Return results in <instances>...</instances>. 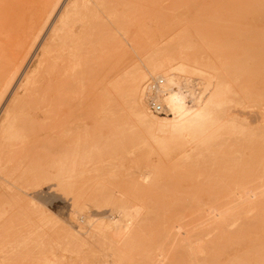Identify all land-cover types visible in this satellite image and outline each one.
I'll return each instance as SVG.
<instances>
[{"label":"rangeland","instance_id":"1","mask_svg":"<svg viewBox=\"0 0 264 264\" xmlns=\"http://www.w3.org/2000/svg\"><path fill=\"white\" fill-rule=\"evenodd\" d=\"M65 1L68 0H64V2L62 1L60 4L61 6L59 5L56 11L54 17L56 20H58L57 18L60 17L63 11V8L66 4ZM121 1H122V6L120 7V10L122 14L129 15L130 18L134 20L133 27L127 33V31L122 26H119L116 23L114 24L113 22H109V26H107L108 32L104 31L105 33L104 35L100 34L98 27L97 28L89 27L87 33L83 34L85 35V37H87V35L92 36L91 38L88 39H91L89 46L91 51L94 52L93 56H91L87 60L85 58V54L83 55L81 61V69L83 71V74L81 75L80 73V78H78L75 81V85L73 87H64L65 94H64V98L62 99V105L60 109L62 115L61 118H59L61 119L60 121L61 123L57 121V119H55V121L53 122L47 123L46 125L47 128H45V129L49 128L48 130H45L47 132V134L45 132L47 136L41 137L42 140L41 143L46 142V145L47 144L49 145L47 146L45 145V149H43L45 143L41 145L42 146L41 150H43L41 152L42 154L46 155V161H48V163L49 161H52L51 158H53L54 155L56 157H59L60 155L58 156L55 154L57 143L60 142V140L58 141L59 137H62L61 139L65 140L67 142V145L70 142V147H72L71 144L74 143L73 141H75L76 138L75 136L76 134L73 131L75 129L78 130L75 125L79 126L80 124L78 125V123H81L82 126V124H84L85 121L86 123L87 122L89 123V126H91L92 123L94 122V118H91V113L93 112V110L96 111L100 109L101 108L100 104L102 102L111 101V103H108L106 107L108 108L106 115L107 117H109L107 119L112 120V122H108L107 126H109L110 129L115 125V123L121 124L124 126L123 130L125 132V133L123 132L121 137L117 138L121 140V144L119 146L120 148L119 158L120 161L122 160L121 162L119 161L118 164L120 166L123 165L126 167V169L125 168L119 169V171L121 170L123 173L122 174L120 172L119 177L121 179L124 178L123 179L124 181L130 178L132 179L133 177L126 178V176L129 173H130L129 176H131V174L133 173L132 171H134L137 167H141L142 170L147 169L148 171H150L151 169V171L154 172L155 175L157 174V176L161 172L159 174V178L161 176L160 180L157 182V184L154 183L155 186L152 183L150 184L151 186L148 189L150 195L148 198H145V202H144L145 204L148 203L151 204V202L152 204L151 205L148 204L146 206L147 212H145L146 210L143 212V214L139 218L140 220L138 222L139 224L138 223L136 224V227H134V229L130 234H126V236L121 235L115 237H102L99 239V241H95V239H92L91 237H87L85 235L82 236L81 233L78 232L80 226H87L88 223H87V218L86 220L84 218L86 217L85 214L81 215V213L78 212L76 213L77 209H74L75 206L73 201L74 200L73 195L71 196V194L63 193V191L60 190L61 188L58 189L55 186H52L55 181H49L44 186L37 189H28L27 193L23 194L24 202L23 205L21 206L22 208L20 207V209L18 210L19 215L14 216L12 218L13 220L11 219L12 221L7 218L4 223L2 222L3 227L0 228L1 239L6 238L8 236L7 233L9 231L11 232L13 237L14 234L13 232L15 231V229L18 231L22 229L24 230L26 226L24 224H27L29 220L36 221L37 217L35 212H37L38 206H40L41 217L43 218H41V224L38 222L39 225L41 226L40 227L41 254L38 257V259H40V261L38 260L39 264H51V262L52 264H87L88 262H90L91 256L94 257V255L97 258L95 260L99 261V263L101 262L102 264H181V263L191 264L195 262L197 264L198 261L196 259L198 258L199 261L204 262V264H210V259L211 261L213 260L211 264H225L229 259L231 260L227 264L229 263L244 264L243 261L245 263L247 262V264H264V230L262 229L264 227L263 225L264 210L262 209L263 207L262 205H264V202H261L260 204L257 203L259 202V200L260 201L264 200V182H263L264 181L263 179L264 178V174H263L264 173V162H263L264 142L262 140L264 138L263 137L264 133H262L263 125L261 123L259 113H257L261 110V105H259L260 107L256 106L255 109H252L251 107L253 101L252 95H254L253 90L256 89L260 93V91L263 90L264 88V0H121ZM133 2L135 6L132 8L131 3ZM8 7H9V1H6V6L3 7L4 9L2 13L6 17H9ZM51 29L52 26L51 28L49 27V29L45 30L46 32L44 31L41 34L40 36L41 39L40 38L34 39L30 43L31 45H29L30 48L29 47L27 48V57L25 61L26 65L24 64L25 67H23V71L20 72L17 79H15L16 81H14L13 85L6 94L3 103L1 105L2 107H0V117L5 110L4 108H6L7 105L9 104L16 89L22 83L25 75L28 73V71L33 69V66L34 68L36 67L37 65L36 63H38L37 61H39V58L41 57L43 51V45L47 41ZM43 34L45 37L43 36ZM119 44L125 45L126 52L125 51L124 52L126 54L119 51L118 49ZM89 46L85 45L84 49L87 50L88 49L87 47ZM167 51H168L167 53L168 56L171 55L178 58L181 57L183 53H185L186 56L190 58L189 59L187 57L182 56V58L184 57V59L187 58L186 60H184L185 61L184 65L186 64V66L183 67H186L185 69L189 68L187 70L188 71L191 70V72L186 71L182 67V69L178 68L177 70H175V72L173 71L174 72L173 75L174 76L176 75L175 79L177 80L178 83L177 87L179 88L182 87V90L183 91L186 90L185 91L186 93L187 91H189L188 93L195 94L196 95L195 97L196 98L198 97L197 99H200L201 97L202 98L205 97L204 99H206L211 95L210 93L213 91L212 88L214 87V85L211 88L207 87L209 73H213L215 77H217L218 75L222 76L225 82L229 85L237 86L239 84V87H232L234 90H237L235 91L237 94L231 95V97L236 101L235 100H234L235 102L233 101L235 104L233 102L230 103L231 105L233 104L232 105L233 107H230L231 105H229L230 109L228 108V113H230L231 115L232 114L237 115L238 118H240L239 121L241 120V122L244 120H245L244 122L247 121L246 123L249 126L247 125L244 127L243 125L246 124L243 122L244 124L242 125V123L239 122L241 123L240 131L242 128L244 129V133L242 132V135H244L243 137L245 139L241 137L242 136L241 132L239 134L238 130L235 131L233 129L232 131H230L231 135L229 134L230 136L228 135V138L224 140L225 142L223 141L221 143V145H223L224 147L218 146L215 148V146H213L212 148L211 146L212 149L211 151L206 150L208 147L204 148L200 144L195 145L197 141L192 136L189 135L181 136L180 134L177 135L178 137L177 136L172 137V139L171 137H169V140L167 139L166 141L168 142L170 141L171 145L168 144V142L166 143L165 141V147L163 146L164 147L163 149L165 148L168 149V150L165 149V151L162 150V145H160V143L157 142L155 143L153 141L152 142L147 141L146 143L144 142L145 139L144 131L142 129L141 130L138 128L136 129L135 128L136 126H134L135 122L132 119L133 117L131 114V110L129 108L130 101L128 100V96H127L128 85L132 77L139 75L140 72L147 69V65L149 64L151 59L152 60L160 59V57L162 59V57L164 58L165 55H167L166 54ZM180 51L183 52L182 54L180 53L181 55L178 54ZM156 56L158 58H156ZM175 64L177 67L178 66L177 62H175ZM209 68H211L212 71H210ZM199 72L201 73V75ZM236 74H237V79H236ZM151 80L150 83L147 84L148 88L146 90L147 97L149 95L150 98L153 97L154 94H152L149 87L150 88L154 87L155 84L156 85L159 84L160 86L164 84L166 85V81L163 79L162 76L158 75L155 78H151ZM262 82H263V87H262ZM255 83H257L259 87L252 88L251 86ZM202 92L203 94H201ZM188 97L190 98V94L188 95ZM191 99L192 98L188 99V101L190 100L189 103L191 102L190 104H192ZM262 99L263 97L259 96V100H258L259 104H263L264 100ZM237 101H241V102H237ZM158 102L161 103L160 101ZM231 109L232 112H230ZM103 116H105V114H103ZM247 119L249 120L250 123H248ZM55 123L56 125H59L61 127L59 126L57 127L53 125ZM49 124L56 127V128L53 127L54 130L58 129V131L56 130L52 132L53 135L51 133L48 134V131L50 130ZM60 124H65V127L67 126V124L69 126L71 125L70 126V129L72 130L71 134L72 132L74 134H72V136L71 135L67 136V140L64 135L62 136L65 127L63 128L64 125H60ZM68 127L67 130H69ZM245 127L249 131L245 129ZM80 129H83L84 131L85 128H79V132L81 131V134H83V131ZM109 129H107V133H109L110 131ZM59 131H61L62 133ZM245 131L247 135H245L246 134ZM247 131L249 132V134ZM57 134L61 136L58 137ZM257 134L259 136L263 134L262 135L263 138L256 137ZM50 135H52L53 137ZM109 135L110 134H108V136ZM248 135L249 136L252 135V138L253 135H256L254 136L255 140L249 137L253 141L251 142V140L248 139L250 140V142H248L247 140ZM179 136H181L183 139H181ZM176 138L177 140H175ZM228 139H230V141H228ZM187 141H189V143ZM190 141L192 142V144ZM258 141L259 143H257ZM252 143H254V146ZM167 144L170 145V147L169 146L167 147L166 146ZM241 144H243V146ZM60 145L61 143H58L59 148L57 147L56 149L57 154H59L62 151L60 150L62 149ZM232 145H234V147ZM196 146L202 147L204 150H206V152H204L203 149L201 148L204 154L199 151L201 153L200 155H205V153L207 154V151H209L208 154L211 153L210 156L211 155L212 156L210 157L205 155L201 158L202 162H200L201 161L200 155L198 157L197 155L199 153L197 154V152H195L196 151L195 149L197 148ZM67 147H69V145L66 146L65 144L64 149H67ZM191 147L193 148V150H195L192 152H194L196 155L194 156L192 154L191 160H188L190 159L191 157L190 154L192 153L189 152L192 150ZM199 149L200 148H198L197 150ZM238 149L240 151H238ZM168 151L170 154H168ZM224 151H225V155H223ZM231 152L234 153L231 154ZM219 153L222 155H220ZM230 155L235 157L236 159L238 158L237 162L235 158H233L232 160L231 159L232 157H230ZM249 155L250 157L248 158ZM47 156L50 158H48ZM222 156L224 160L229 161L231 159L230 163L233 164L228 163V161H224L222 159ZM227 156H229L230 158L225 159L228 158ZM195 157H198L200 161ZM196 159L198 160V163L199 162L201 163L202 167L200 163L198 164L196 161H195L196 163L194 162V160ZM207 159L208 160L211 159L209 160L210 163L207 161ZM219 159H222V163L220 162L221 160ZM240 159H242V161ZM157 160H158V164L156 163ZM183 160H185L184 163L182 162ZM159 161H161L160 164ZM218 161L220 164H218ZM232 161H234L236 164ZM224 162L227 165L224 164ZM197 164L201 168H198L199 166ZM238 164H242V166L240 165L238 166ZM98 166L96 165L94 169L97 168ZM151 166L152 167L156 166L154 167L156 169V173H155V169L153 170ZM161 166L163 169L159 168ZM174 166L176 167V170ZM205 166H207V168ZM209 166L210 167L212 166L211 169L209 168ZM235 166L236 167L238 166V168H235ZM132 167L134 168V170H132L133 169ZM180 167L185 168L184 171ZM228 167L231 169H229ZM129 169L130 172H126V170L129 171ZM239 169H241L242 172ZM108 170L109 169L105 171L108 172ZM163 170L165 171L163 172ZM120 174H122L123 176H121ZM96 176H98V172L93 170L92 173L89 175V177L86 176L87 180L82 181L83 186L85 185V187H83L84 190L86 189L87 186L91 188L88 191L91 197H87V198L92 199L97 196V194H95L96 191H93V189H95L94 187L96 183L99 180L98 177ZM209 177L211 178L214 177V178L211 179ZM219 179H221V181H219ZM90 180L92 181V184H90L91 183ZM140 180L141 182H143L142 179ZM161 180L164 182H162L161 186H158ZM88 181L90 183L86 184ZM94 181L95 184H93ZM165 181L166 183L167 182L171 183L172 186L169 185V183H167L166 184L167 189H164ZM253 181H255L256 183ZM231 182L233 184H231ZM197 184L200 186V188L198 187ZM257 184L260 185L258 186ZM122 185H124V188H126V186L128 187L127 183L125 182L122 183ZM194 185L195 187L197 185L196 191L194 190L196 189ZM156 186L157 188H155ZM226 186L228 187L229 190L225 188ZM158 187L160 188V191ZM162 187H163V192L161 191ZM182 187H184V189ZM189 188H191L192 190H190ZM211 189L214 190L211 191ZM242 189H244L243 190L244 192H242ZM216 190L218 191L215 193ZM16 191L18 192L19 190ZM170 192L171 194L174 192L173 195L175 194V196L171 195ZM175 192H177V194ZM238 192H241L242 194ZM231 193L232 194L235 193V194L233 196H230L232 195ZM236 193L239 194L241 197L238 196ZM254 193H258V196L256 197L250 196ZM212 195L213 197L211 198ZM150 197L151 199L148 202V199ZM203 197L209 200H206ZM244 197L246 199H243ZM261 197L263 199H261ZM232 198L238 201L237 202L238 205L239 204L241 205L240 206L236 205L237 204L236 201L234 202ZM141 199L143 198L141 197ZM178 199L181 201H179ZM239 199H241L240 202ZM249 199H251V201H248ZM174 200L177 201L176 203H178L179 201L180 208H183V211H181L182 209L180 210L178 204L174 203ZM183 201L185 202L183 203ZM171 202L173 203V205L171 204ZM141 203L140 201H138L135 204L136 206H142ZM34 204H37V207ZM162 204H164L165 206L167 204L168 208H166ZM185 204L188 209L184 208L186 207ZM199 204H201L203 208ZM170 205L174 207L177 206V208L174 207L171 208ZM208 205L209 207L207 208ZM8 206L9 205H7L6 207ZM152 206L154 208L161 209V211L164 212L163 216L161 217L162 212H160L161 215H159L158 214L159 210L152 209L153 208ZM169 207L171 208V210L174 208L175 213L176 214L178 213L177 215L181 218H179L176 214L174 216L173 215L174 213H171L174 212L173 211L174 209L172 211H169L170 209ZM200 207L202 208V210ZM237 207H239L240 212L239 210H237L238 209ZM254 207L255 209H253ZM8 208H9L8 211L12 212L11 206H9ZM234 209L236 212L241 214L243 218L247 217V219L245 220L241 216L239 217V214L237 213L235 214L234 212H231ZM256 209L258 210L254 212V210ZM259 209L262 210L263 212L260 213L261 211L259 212ZM22 210H25L27 213L31 214L28 218L29 220L27 218H21V215L23 213L20 214V212ZM91 210L92 212L97 213L95 211V208ZM242 210H244L243 212L245 213L247 211H249L250 213L248 212L247 215L245 213L243 214ZM165 211L167 212L165 213ZM220 211L222 212V214L220 213ZM252 211L254 212V214H252ZM179 212L182 215L181 214L179 215ZM215 212H217V214ZM44 216L47 219H45ZM225 216H228L227 220H223L221 224V221ZM255 216L259 217L258 219H263V220H261V222H257L253 218ZM176 217L178 218L176 219ZM232 218H234V220ZM97 219L98 217H95L90 222L94 223L95 220ZM164 219H166V221ZM173 219L177 220L178 222L183 221V223H181L182 225L180 224L179 226L178 224L180 222L178 223ZM248 219L251 220L254 219L255 220L254 222L257 223L256 226L254 225L253 227V224H251L252 221ZM164 221L167 224H165ZM238 221L240 222L242 221L241 223L244 224V226L240 225L241 223L239 222L240 223L239 224ZM245 221L247 223L248 222L250 223L248 224L244 223ZM172 222H175V224L178 223L177 224L178 226L177 228L174 227L173 229H171L172 230L171 233L173 236L171 239L169 234L168 236H166L167 233L164 228L167 229L168 227L166 226L170 225V223L172 226V224H174ZM96 224L97 222H95L94 225ZM247 226L248 227L250 226L251 228L250 231L248 230ZM236 227H237V231L235 230ZM230 230L233 231L235 230L236 232L234 231L235 232L234 233L231 232ZM183 231H187V233H183ZM162 232H164L165 235L164 237L162 236L163 234L162 235L159 234L160 236L158 235V233H162ZM78 236L81 237L79 238V240L74 239L78 243L71 242L67 244L66 238L68 237L78 238ZM204 237L207 239L206 241L205 239H203ZM177 238L179 239V241L178 240L175 241V239ZM91 239L93 241H91ZM102 240L103 242H106L107 245L104 246ZM188 241L192 243L191 245H189L190 247L186 246L188 249L186 250L185 243ZM204 241H205V245H204ZM206 243L208 244V246L206 245ZM83 244L84 246H82ZM67 247L69 248L77 247L81 249L82 253L81 255L79 254L76 256V254L74 255L72 251ZM202 249L206 251L205 255H210V256H206L208 258H205L204 255H202L204 253ZM45 250L47 252L49 251L50 253H46ZM186 251L187 252L190 251V252L187 253ZM190 253L192 254L190 255ZM196 253L198 254L196 255ZM199 254H201L204 258L201 256L202 257L201 259L199 257L200 256ZM188 255H190L191 257L190 256L188 257ZM43 256H45L46 258H44ZM84 258L86 259V261L87 260L88 261L83 262L82 260ZM238 258L242 259V261L240 260L241 262H239ZM188 259H190V261L187 262ZM203 259H205V261ZM217 259L220 262L217 263L218 261ZM233 259L235 261L237 260L239 263L237 261L235 262ZM183 260H185L186 262ZM193 260H195V262Z\"/></svg>","mask_w":264,"mask_h":264},{"label":"bare ground","instance_id":"2","mask_svg":"<svg viewBox=\"0 0 264 264\" xmlns=\"http://www.w3.org/2000/svg\"><path fill=\"white\" fill-rule=\"evenodd\" d=\"M6 1H9V7H8L9 8V17H6L5 15L2 14L3 9H4L3 7L6 6ZM62 1L64 2V0H0V14H1L0 15V107H2L1 105L3 103V100L6 96V94L9 91V89L13 85L14 81H16L15 79H17L20 72L23 71V67H25L24 64H25L26 57H27V48L28 47L30 48V46H29V45H31L30 43L34 39L40 38L41 34L45 30L49 29V27L51 28V26H52L51 32L49 31L50 34L48 33L49 37H48L47 41L44 43V45L42 44L43 45V51H42L41 57L39 58V61H37L38 63H36L37 65L35 64L36 67L34 68V66H33V69L28 71V73L25 75L22 83L16 89V91H15L14 95L12 96L9 104L7 105L6 108H4L5 110L0 117V228L3 227V223L5 222V220L7 218L9 220H11L14 216L19 215L18 210L20 209V207L23 205V202H24L23 194L27 193L28 189H37V188L44 186L49 181H55L52 186H55L58 189L61 188L60 190L63 191V193H65V194H71V196L73 195V197H74L73 201H74V206H75L74 209H77L76 213L78 212V213H81V215H83V214L86 215V217H84V218H85V220L87 218L88 225L87 226H80V228L78 230V232L81 233L82 236L85 235L87 237H91L92 239H95V241H99V239L102 237H115V236H121V235L126 236V234H130L132 232V230L134 229V227H136V224L140 221L139 220L140 216L146 210V206L148 204H150V203H148V204L144 203L145 198H148L150 195V192L148 189L151 186L150 185L151 183L154 186H155V184H157V182L161 178V176L159 178V174L161 172L158 170L160 173L157 176V174L155 175L154 172H152L150 168H149L150 171H148L147 169L142 170L141 167H137L134 170V168L132 167L133 168L132 170H134V171H132L133 173L131 174V176H129L130 173L128 175L126 174L127 175L126 178L127 177L128 178L133 177L132 179L130 178V179L124 181L123 180L124 178L121 179L119 177V173L120 172L122 173V171L121 170L119 171V169H122V168L126 169L125 166H123V165L120 166L118 164V162L120 161V158H119L120 148H119V146L121 144V140L117 139V138L122 136V134L124 132V130H123L124 126L121 124H117V123H115V125L110 129H109V126H107L108 122H112V120L107 119L109 117H107V115H106V113L108 111L107 110L108 108H106V107H107L108 103H111V101L110 102H106V101L102 102L100 104L101 105L100 109H98L99 108L98 107L97 108L98 110H96V111L93 110V112L91 113V118H94V122L92 123L91 126H89V123L88 122L86 123L85 121H84V124H82L83 127L81 126V123H78V125L80 124L79 126L75 125L78 130L75 129L73 131L76 134L75 135L76 138H75V141H73L74 143L71 144L72 147H70V142H69V144H68L69 147H67V149H64L65 144H66V146H68L67 142L65 140L61 139L62 137H59L61 135L57 134V136L59 137L58 141L60 140V142H58V141L57 142L61 143L60 147L62 149H60V150H62V151L59 154H57V151H56V149L58 147V143H57V147L55 149V154L58 156L60 155V156L56 157L53 154L55 157L53 156V158H51L52 161H49V163H48V161H46V155L42 154V152H41V151H43V150H41V148H42L41 145H43L45 143L43 146V149H45V145H46V142L41 143V141H42L41 137L47 136L46 135L47 132L45 131V130L49 129V128L45 129V128H47V126H46L47 123L53 122V121H55V119H57V121H59V122L61 121V119H59V118H61V115H62L60 109H61V105H62V99L64 98V94H65L64 87H73L75 85V81L78 78H80V73H81V75L83 74V71L81 69V61H82L83 55L85 54V58L87 60L91 56H93L94 52L91 51L90 46H89L91 39H88V38H91L92 36L87 35V37H85V35H83V34L87 33V30L89 27H92V28L98 27L100 34L104 35L105 34L104 31L108 32L107 26H109V22H113L114 24L116 23L119 26H122L128 33L134 25V20L132 18H130L129 15L122 14V12L120 10V7L122 6L121 0H68V1H65L66 4L63 8V11H62L60 17L57 18L58 20H56L54 17H55L56 11H57V9H58V7ZM131 5L133 8L135 6L134 2L131 3ZM57 16H58V14H57ZM44 34H46V33H44ZM44 34H43V36H44ZM85 45L89 46V47H87L88 48L87 50L84 49ZM118 49L120 52H123V53L126 52L125 51V45H123V44H119ZM181 51L178 54H180V53L182 54L183 52H181ZM167 53H168V51L166 52V54ZM184 54L185 53H183L182 56L189 58L188 56H186V54L185 55ZM167 56H168V54L165 55L164 58L162 57V59H161V57L159 55L160 59H154V60L151 59V61L147 65V69L140 72L139 75L132 77L130 79V83L128 85L127 96H128V100L130 101V104H129L130 107L129 108L131 110V114L133 117L132 119L135 122L134 123V126H136L135 128L136 129L138 128L140 130L142 129L144 131V134H145L144 142L146 143L147 141H149V142L153 141L155 143L156 142L160 143V145H162V150L165 151L166 148L165 149H163V148L165 147V141L167 139L169 140V137H171V139H172V137H175V136L180 135V134H181V136L182 135H185V136L189 135V136H192L198 142V143L196 142L197 144L195 143V145L200 144L204 148L208 147L206 150L211 151L212 150L211 146H212V148H213V146H215V148L218 146L224 147L223 145H221V143L225 139L228 138L230 131H232L233 129L235 131L238 130L239 131L238 133L240 134V132H241V135H242V132L244 133V129L242 128L243 131H242V129L240 131L241 123H242V125L244 123L246 124V125H243V127H244V126L248 125L246 123L247 121L244 122L245 121L244 120L241 122V120L239 121L240 118H238L237 115H233V114L231 115L230 113H228V108L230 109V107H233L232 106L233 104L231 105L230 103H232L235 100L231 97V95L237 94L235 92L237 90H234L232 87H239V84L237 86L229 85L225 82V80L222 76L218 75L217 77H215V75H213V73H209L208 81H207V87L211 88L214 85V87L212 88L213 91L210 93L211 95L208 98L204 99L205 97L202 98L200 96L201 98L197 99L198 97L196 98L195 94L192 93L193 94L192 95L191 93H188L189 91H187V93H186L185 89H184L185 91H183L182 87L181 88L177 87L178 83H177V80L175 79L176 75L175 76L173 75L175 70H177L178 68L182 69L183 66H186V64L184 65V62H185L184 60H186L187 58L184 59V57L182 58V56L178 57V58L171 56V55L168 57ZM156 58H158V57L156 56ZM175 62H177V65H178L177 67H176ZM187 62H189V61H187ZM192 62H195V61H192ZM189 65H187V66H189ZM201 66H203V65H201ZM210 67H212V66H210ZM183 68L185 69L186 67H183ZM187 69H189V68H187ZM187 69H185V70L188 71ZM209 70L212 71L211 68H209ZM189 71L191 72V70H189ZM193 71H192V73H193ZM158 75L163 77V79L166 81V85L165 84L161 85V86H163V87H161L159 84L158 85L155 84L154 87H151V88L149 87L152 94H154L153 97H151V98L148 95V97L150 98L149 99L147 97V93H146V90L148 88L147 84L150 83L151 78H155ZM200 75H201V73H200ZM236 79H237V74H236ZM164 80H163V82H164ZM163 82H161V83H163ZM251 87L253 88V87H259V86L257 85V83H255ZM262 87H263V82H262ZM206 91H207V88H206ZM145 94H146V97H145ZM148 94H150V93H148ZM189 94H190V98H192L191 99L192 104H190L191 102L189 103L190 100L188 101V99H190L188 97ZM201 94H203V92ZM253 94L254 95H252L253 101H252L251 107H252V109H255L256 106L261 105V110L257 113H259L260 120H261V123L263 125V129H262L263 132L262 133H264V102H263V104L258 103L259 96L263 97L262 100H264V88H263V90L260 91V93L258 90L254 89ZM158 101H160L161 103H159ZM237 102H241V101H237ZM149 103H150V106H149ZM153 104L156 105L157 109H158V107H160V111L159 110L153 111L151 109ZM238 104H236V105H238ZM229 105H231V106L229 107ZM243 105H244V103H243ZM230 112H232V109ZM103 114H105L106 117L103 116ZM57 121H56V123H57ZM239 122H241V123H239ZM56 123L53 125L58 127L59 125H56ZM248 123H250L249 120H248ZM65 124H60V125H64L63 126V128H64ZM49 125H48V127H49ZM68 126L69 125L67 124V126L64 128V130H63L65 132V133L63 132L64 134L61 131H59L62 133V136L63 135L65 136L66 140H67V136H70V135L72 136V134H74L73 132L71 134V131H72L70 129L71 125L69 127ZM131 126H133V125H131ZM53 127L54 126L50 125L51 131L49 130L48 134L51 133L53 135L52 132H54L56 130L58 131V129L54 130V128H56V127H54V128ZM59 127H61V126H59ZM67 127L69 130H67ZM251 127H252V125H251ZM79 128H85L84 131H83V129H80L83 131V134H81V131L79 132ZM133 128H132V131H133ZM73 129H74V126H73ZM107 129L110 130L109 133H107ZM245 129H247V128L245 127ZM61 130H62V128H61ZM129 130H131V129H129ZM45 132H46V134H45ZM245 133H246V131H245ZM67 134H69V135H67ZM108 134H110V135L108 136ZM248 134H249V132H248ZM254 134H255V132H254ZM52 135H50V136H52ZM245 135H247V133ZM262 135L263 134H261V136H259L258 134H257V136L253 135V138H252V135L251 136L248 135L247 140L250 138L254 139V136L260 138V137H262ZM50 136H48V137H50ZM181 136H179V137L181 139H183ZM243 136L244 135H242L241 137H243ZM263 137H264V135H263ZM193 138H192V140H193ZM175 140H177V138ZM250 140H248V142H250ZM259 140H261V139H259ZM262 140L264 142V138ZM228 141H230V139H228ZM252 141L253 140H251V142ZM167 142L168 141H166V143ZM187 142L189 143V141H187ZM254 143H252L253 146H254ZM257 143H259V141ZM168 144L171 145V142L169 141ZM168 144L166 146L170 147V145H168ZM172 144H173V142H172ZM191 144H192V142H191ZM252 144H251V146H252ZM47 145H49V144H47ZM234 145H235V143H234ZM234 145H232V146L234 147ZM241 145L243 146V144H241ZM196 147H195L196 151L193 150V148L191 147L192 150L189 152L195 151V152H197V154L199 153L197 155L198 157L201 154L200 152H202L203 154H204V152H206V150H204L202 147H199V146H196ZM222 147H221V149H222ZM239 147H240V145H239ZM198 148H200V149L202 148L204 152L202 151V149L197 150ZM169 149H171V148H169ZM166 150H168V149H166ZM238 151H240V150L238 149ZM187 152H188V150H187ZM208 153H209V151H207V154L205 153V155L210 156L211 153L210 154H208ZM232 153H234V152H231V154ZM168 154H170L169 151H168ZM187 154H189V153H187ZM192 154L194 156L196 155L194 152H192L190 154L191 157L188 160H191ZM181 155H183V154H181ZM205 155H200V159ZM220 155H222V154H220ZM223 155H225V151H224ZM233 156H234V154H233ZM233 156L230 155V157H232L231 158L232 160H233V158H235ZM184 157H182V158H184ZM198 157H195V158H197L200 161V159ZM210 157H207V158H210ZM227 157L228 158H225V159L230 158L229 156H227ZM249 157H250V155L248 156V158ZM48 158H50V157H48ZM219 158H221V157H219ZM197 159L194 160V162L196 161L198 163ZM211 159H209V160H211ZM222 159L224 160L223 156H222ZM222 159H219V160H221L220 161L221 163H222ZM231 159L229 161L228 160H224V161H228V163H230ZM237 159H236V162H237ZM209 160L207 159V161L210 163ZM240 160L242 161V159H240ZM184 161L185 160H183L182 162L184 163ZM200 162H202V159ZM232 162H234V161H232ZM263 162H264V160H263ZM156 163L158 164V160L156 161ZM160 163H161V161H159V164ZM185 163H187V162H185ZM239 163H240V161H239ZM218 164H220L219 161H218ZM224 164H226V163L224 162ZM230 164H233V163H230ZM96 165L97 166L99 165L98 166L99 168L97 167L94 169V167H96ZM200 165H201V163H200ZM239 165L242 166V164H238V166ZM238 166L237 167L235 166V168H238ZM154 167H156V166H154ZM154 167L151 166V168H153V170L155 169ZM201 167H202V165H201ZM201 167L199 166L198 168H201ZM205 167L207 168V166H205ZM211 167L209 166L210 169H211ZM259 167H261V166H259ZM159 168H162V166ZM180 168L183 169V171L185 169L182 167H180ZM203 168H204V166H203ZM239 168H241V167H239ZM107 169H109L108 172L105 171ZM130 169H129V171L126 170V172H130ZM226 169H225V171H226ZM229 169H231V168H229ZM261 169H263V168H261ZM93 170L98 172V176H96V177H98L99 180L94 187L95 189H93V191H96V193L95 192H93V193L97 194V196L95 195L96 196L95 198L90 199L87 197H91L90 193L88 192L91 188L86 185L88 188L86 187L87 190L86 189L84 190L83 187H85V185L83 186L82 181L87 180L86 176L89 177V175L92 173ZM175 170H176V167H175ZM202 170H204V169H202ZM202 170H201V172H202ZM239 170H241V169H239ZM244 170H245V168H244ZM164 171L165 170H163V172ZM193 171H195V170H193ZM217 171H219V170H217ZM220 171H221V169H220ZM246 171H247V169H246ZM230 172H232V171H230ZM241 172H242V170H241ZM155 173H156V169H155ZM122 174H120V175L123 176ZM136 174H138V175H136ZM224 176H225V174H224ZM209 178H211V177H209ZM213 178L214 177H212L211 179H213ZM259 178H261V177H259ZM93 179H95V178H93ZM140 179H142L144 183L141 182ZM191 179H193V178H191ZM121 180H122V183H124V182L127 183L128 187L126 186V188H124V185H122ZM92 181H91V183L88 181L86 184H89V183L92 184ZM100 181H102V182H100ZM219 181H221V179H219ZM261 181H263V180H261ZM162 182H164V181L161 180L159 182L158 186H161ZM209 182H211V181H209ZM253 182H255V181H253ZM167 183H169V182H167ZM167 183L165 181V184H164L165 187H166ZM233 183H234V181H233ZM233 183L231 182V184H233ZM93 184H95V181ZM164 185H162V186H164ZM169 185L172 186L171 183H169ZM197 185H196V187H197ZM92 187H93V185H92ZM165 187H164V189H167V187L166 188ZM194 187H195V185H194ZM198 187L200 188L199 185H198ZM155 188H157V186ZM182 188L184 189V187H182ZM225 188L228 189L227 186ZM236 188H237V185H236ZM189 189L192 190L191 188H189ZM16 190H19V191L17 192ZM194 190L196 191L197 188ZM213 190L214 189H211V191H213ZM243 190L244 189H242V192H244ZM159 191H160V188H159ZM161 191L163 192V187H162ZM165 191H167V190H165ZM170 191H172V190H170ZM217 191L218 190H216L215 193ZM253 192H255V191H253ZM173 193L171 194V192H170L171 195H173ZM175 193L177 194V192H175ZM232 193H233V191H232ZM238 193H241V192H238ZM188 194H190V193H188ZM194 194H195V192H194ZM234 194H232L230 196H233ZM185 195H186V193H185ZM190 195H192V194H190ZM217 195H218V193H217ZM237 195L240 196L239 194H237ZM173 196H175V194ZM247 196H248V194H247ZM250 196L256 197V196H258V193H254ZM141 197L143 199H141ZM212 197H213V195L211 196V198ZM203 198H205V197H203ZM150 199H151V197L148 199V202L150 201ZM226 199H223V200H226ZM243 199H246V198L244 197ZM261 199H263V198L261 197ZM194 200H195V198H194ZM206 200H209V199H206ZM240 200L241 199H239V202H240ZM138 201H140V203L142 202L141 203L142 206H136L135 203ZM179 201H181V200H179ZM179 201H178V203H176L177 201L174 200V203L178 204V207L180 208ZM233 201L235 202L236 199H233ZM248 201H251V199H249ZM156 202H157V199H156ZM184 202L185 201H183V203ZM237 202L238 201H236V203ZM261 202H264V200L263 201L259 200V202H257V203L260 204ZM190 203H189V205H190ZM151 204H152V202H151ZM171 204L173 205L172 202H171ZM186 204H188V203H186ZM186 204H185V206H186ZM7 205L11 206L12 212L8 211L9 206L6 207ZM34 205H36V207H37V204H34ZM162 205L165 206L164 204H162ZM199 205H201V204H199ZM199 205H197V206H199ZM215 205H216V203H215ZM236 205H238V203ZM240 205L241 204H239L238 206H240ZM252 205H254V204H252ZM194 206H191V207H194ZM262 206H263L262 209L264 210V205H262ZM156 207H159V206H156ZM165 207L168 208L167 204ZM172 207H174V206H171V208ZM208 207H209V205L207 206V208ZM93 208H95V211L97 213L92 212L91 209H93ZM149 208H151V207H149ZM171 208L169 209V211H172L174 208H177V206H175L172 210H171ZM184 208L186 209L187 206ZM202 208H203V206H202ZM202 208H201V210H202ZM205 208H206V206H205ZM227 208H229V207H227ZM237 208H238L237 210H239V207H237ZM152 209L159 210L158 214L161 215L160 212H162L161 217L163 216L164 212L161 211V209H157L154 207ZM253 209H255V207ZM253 209H250V210H253ZM156 210H154V211H156ZM180 210L183 211V208H180ZM257 210L258 209L254 210V212H256ZM173 211L174 212H171V213H174L173 215L175 216V214H176L175 209ZM221 211H220V213L222 214ZM243 211L244 210H242V212ZM145 212H147V210ZM166 212L167 211H165V213ZM231 212H234L235 214L236 213L239 214L238 212L235 211V209ZM239 212H240V210H239ZM248 212L249 211H247L246 213L243 212V214L245 213L247 215ZM254 212L252 211V214H254ZM259 212L262 213L263 211L259 209ZM215 213L217 214V212H215ZM234 213H232V214H234ZM20 214H22L21 218H27V219L31 215V214L27 213L25 210H22L20 212ZM35 214H36L37 220L36 221L31 220L30 221L28 219L29 220V222L27 220L28 225L24 224V225H26L25 229L24 230L22 229L19 231L15 229L16 232L15 231L13 232L14 233L13 237H12V234L10 231L7 233L8 236L6 238H3V239H1V234H0V264H39L38 260L40 261V259H38V257L41 254V237H40V235H41L40 227L41 226L39 225V223L41 224V218H43V217H41L40 206H38L37 212H35ZM180 214L181 213L179 212V215ZM146 215H148V214H146ZM210 215H212V214H210ZM227 215H229V214H227ZM240 216H241V214H239V217ZM95 217H98V219L95 220V222H97L96 225H94L95 222L94 223L90 222ZM178 217H176V219ZM227 217L228 216H225L222 219L221 224H222L223 220H227ZM241 217L243 218V216H241ZM255 217H253V218L257 222H261V220H263V219H258L259 217H256L257 218L256 219ZM179 218H181V217H179ZM236 218H237V216H236ZM45 219H47V218L45 217ZM232 219L234 220V218H232ZM243 219L246 220L247 217L243 218ZM254 219L253 220L248 219V220H251L253 222V223L251 222V224H253V227H254V225L256 226V224H257L254 222L255 221ZM164 220L166 221V219H164ZM235 220H237V219H235ZM258 220H260V221H258ZM174 221H177V220H174ZM50 222H51V220H50ZM233 222H235V221H233ZM239 222L240 221H238V223ZM172 223H174V224H172V226L170 223V225L166 226V227H168L167 229L164 228L166 230V233H167L166 236H168V234H169L171 239L173 237L172 233H171V231H172L171 229H173L174 227L177 228V226L178 225L180 226V224L183 223V221H181L179 224L177 223L178 225L175 224V222H172ZM244 223H247V222L245 221ZM248 223H250V222H248ZM165 224H167V223L165 222ZM204 225H206V224H204ZM240 225L244 226V224H242V223ZM263 225H264V223H263ZM225 226H224V228H225ZM228 228H229V226H228ZM240 229H241V227H240ZM240 229H238V230H240ZM250 229L251 228L249 226L248 230L250 231ZM262 229L264 230V227ZM235 230L237 231V227ZM230 231L234 232L233 230H230ZM164 232L158 233V235L163 234L162 236L164 237L165 236ZM183 233H187V231H183ZM79 238H81V237H79V236H78V238L68 237V238H66V242H67V244L71 243V242H77L74 239L79 240ZM92 239H91V241H93ZM203 239H205V241L207 240L205 237ZM176 240L179 241L178 238L175 239V241ZM205 241H204V245H205ZM44 243H46V242H44ZM48 243H50V242H48ZM102 243L104 244V246L107 245V243L103 242V240H102ZM191 243L192 242H190V241L185 243L186 244L185 245L186 250H188L186 246L191 245ZM74 245H77V244H74ZM91 245H93V244H91ZM202 245H203V243H202ZM206 245L208 246L207 243H206ZM216 245H217V243H216ZM82 246H84V244ZM82 246H80V247H82ZM209 247H212V246H209ZM218 247H219V245H218ZM67 248H69V247H67ZM69 249L72 251V253L74 255L76 254V256L79 254L81 255V253H82L81 249H79L77 247H72ZM202 250L204 251V253L202 255H204L205 258H208L206 256H210V255H205L206 251L204 249H202ZM54 251H56V250H54ZM188 252H190V251H188ZM46 253H50V252L46 251ZM113 253H115V252H113ZM192 253H194V252H192ZM192 253H190V255ZM197 254L198 253H196V255ZM92 255H94V254H92ZM190 255H188V257ZM199 255H200L199 257L202 259L203 256L201 254H199ZM192 256H195V255H192ZM43 257L46 258L45 256H43ZM236 258H234V259H236ZM90 259H91L90 262H88L89 264H100L101 263V262L99 263V261L95 260V259H97L95 257V255H94V257L91 256ZM185 260H183V261H185ZM196 260L198 261L197 264H204V262L199 261V258ZM203 260L205 261V259H203ZM230 260L231 259H229L227 261V263ZM240 260L242 261V259H239V262H241ZM82 261L87 262L88 260L86 261V259L84 258ZM188 261H190V259H188L187 262ZM193 261L195 262V260H193ZM211 262H213V260L211 261V259H210V264H211ZM218 262H220V261L218 260L217 263ZM227 263H225V264H227ZM243 263L247 264V262L245 263L244 261H243ZM51 264H52V262H51ZM191 264H196V262L191 263ZM229 264H231V263H229Z\"/></svg>","mask_w":264,"mask_h":264},{"label":"built area","instance_id":"3","mask_svg":"<svg viewBox=\"0 0 264 264\" xmlns=\"http://www.w3.org/2000/svg\"><path fill=\"white\" fill-rule=\"evenodd\" d=\"M151 109H152L153 111H158V110L160 111V107H158V109H157V108H156V105H154V104L152 105Z\"/></svg>","mask_w":264,"mask_h":264}]
</instances>
